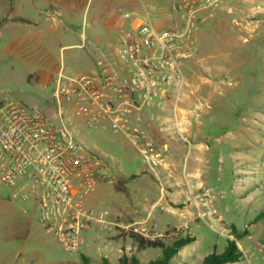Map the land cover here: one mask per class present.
I'll return each instance as SVG.
<instances>
[{
	"label": "rangeland",
	"instance_id": "374dc122",
	"mask_svg": "<svg viewBox=\"0 0 264 264\" xmlns=\"http://www.w3.org/2000/svg\"><path fill=\"white\" fill-rule=\"evenodd\" d=\"M26 1L0 2L1 19L12 11L30 19L19 16L20 25L9 21L0 27V103L15 101L48 113L64 109L69 129L104 161L112 178L89 198L96 218L77 253L66 252L45 231L26 191L0 180V264H120L124 254L147 264L161 257L160 249L136 250L122 235L128 229L161 237L168 246L194 238L170 264H202L230 241L243 253L234 264H264V219H259L264 212V0H220L219 8L208 12L197 53L183 66L184 83L148 122L147 134L165 161L154 168L126 137L94 127L70 104L58 102L54 95L62 77L95 72L86 61L88 32L86 39L69 35L57 7L37 14L22 6ZM180 2L130 0L128 10L117 12L144 15L167 27L181 17ZM118 46L117 33L110 32L101 48L114 57ZM123 175L136 178L121 192Z\"/></svg>",
	"mask_w": 264,
	"mask_h": 264
},
{
	"label": "built area",
	"instance_id": "2783aa9c",
	"mask_svg": "<svg viewBox=\"0 0 264 264\" xmlns=\"http://www.w3.org/2000/svg\"><path fill=\"white\" fill-rule=\"evenodd\" d=\"M219 5L220 0H181V17L167 27L122 13L114 57L104 55L93 73L62 77L55 98L94 127L123 135L152 168L158 166L164 158L147 134L148 122L184 83L183 66L197 53L208 12ZM64 114L61 108L48 113L15 101L0 103V180L26 191L45 231L66 252L77 253L96 218L89 198L112 174L77 140Z\"/></svg>",
	"mask_w": 264,
	"mask_h": 264
},
{
	"label": "crops",
	"instance_id": "0c3cea01",
	"mask_svg": "<svg viewBox=\"0 0 264 264\" xmlns=\"http://www.w3.org/2000/svg\"><path fill=\"white\" fill-rule=\"evenodd\" d=\"M8 1L0 0V2ZM22 6L30 7L37 14L43 13V10L47 8L57 7L59 10L58 13L60 14L61 12L64 15L63 22H67V27L65 28L66 33L69 35H79L83 39H86L83 33L86 30L90 39L89 42H91L89 44L86 61L94 71H97V62L100 60L96 56L99 54L101 57L106 55V51L101 46L108 40L110 32L118 34V28L123 23L122 14L120 15V10L119 12L117 10L122 7L128 10L131 7L130 0H27L26 4ZM145 14L149 16L147 10ZM19 16L18 11H12L8 15L6 14L2 19L0 18V27L6 26L9 21L14 23L13 25H20V20L24 22L30 21L29 18H24L22 15L20 16L22 18L19 20L17 18ZM141 18L150 21L144 15ZM164 165L166 168L171 167V163H165ZM127 177L125 175L122 176L125 180Z\"/></svg>",
	"mask_w": 264,
	"mask_h": 264
},
{
	"label": "trees",
	"instance_id": "16d2710c",
	"mask_svg": "<svg viewBox=\"0 0 264 264\" xmlns=\"http://www.w3.org/2000/svg\"><path fill=\"white\" fill-rule=\"evenodd\" d=\"M135 178L136 176H131L126 180L124 178H121L120 181L122 182L120 185H118L117 189L121 192H124L125 191L124 185L127 183V181L134 180ZM259 219H264V212L259 215ZM122 235L125 238L131 239L133 241L134 248H136V250H138L139 252L150 249H160L162 251L161 257L155 260H150L147 264H170L172 259L179 254L182 248L195 241L194 238H185V239L176 240L175 242H173L171 245L168 246L166 245L163 238L148 237L143 233L137 232L135 229L123 230ZM236 237L238 239H241L243 236L236 233ZM242 257H243V253L236 246V242L230 241V244L223 253L221 254L214 253L207 256L202 264H234L240 262ZM84 262L88 263L87 257H84ZM119 263L142 264V261L136 255L129 257L128 255L124 254L119 259ZM106 264H109V262L106 261Z\"/></svg>",
	"mask_w": 264,
	"mask_h": 264
}]
</instances>
